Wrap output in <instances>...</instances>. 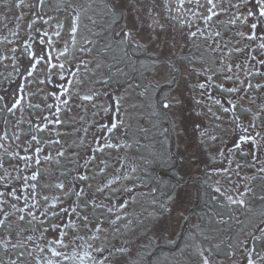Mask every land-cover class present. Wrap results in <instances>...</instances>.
<instances>
[{"label": "snow or ice", "instance_id": "snow-or-ice-1", "mask_svg": "<svg viewBox=\"0 0 264 264\" xmlns=\"http://www.w3.org/2000/svg\"><path fill=\"white\" fill-rule=\"evenodd\" d=\"M44 4L45 0H36L30 7L35 11ZM3 6L9 7L8 0H4ZM14 6L23 8L24 0H15ZM109 8L114 17L113 24L126 21V14H132L131 22H126L118 32L113 29V42L117 48L123 46L121 50L125 55L127 49L132 47L143 48L145 52L151 50L148 59L152 60L156 75H163L171 84L176 85L174 89L176 95L171 98L165 96L158 101V106L178 115L177 138L181 144H185L183 151L178 145V154L183 156L184 151L193 146L192 141H198L195 147L206 152L210 147L209 141L215 143L221 139L216 134L219 124L210 130V126L205 125L203 120L194 121L189 132L184 120L182 115L184 90L189 87L192 77L195 76L198 78L195 87L201 90V99L196 97L190 99L196 105H203L202 98L206 95L212 105L217 107L218 112L231 114L229 126L235 139L232 149L229 150L230 154L226 157L229 167L216 168L215 174L223 176L230 182L233 174L239 176L246 167L264 173V161L261 160V156H264V135L261 134L264 131V98H261V93H264V0H150L143 5L140 0H109ZM156 8H159L161 13H166L163 16L164 23L154 18L153 23L148 25L151 30L145 35V28L143 25H137L136 20L141 11L151 16ZM73 13L74 15L69 18L68 34L74 45L79 31V15L76 14L75 8ZM117 17L119 19H115ZM165 24L174 32L170 39L166 37L161 41ZM57 26L63 27L59 21ZM157 27L160 29L159 32L156 31ZM29 28H32L31 24ZM54 35L59 37L60 32L57 31ZM37 36L38 44L24 43L23 52L29 64L25 72L19 75L27 80L34 76L39 65L46 64L50 69L48 78L36 77L38 87L51 83V70L57 68L59 71L56 75H59L64 83L59 86V92L51 93L53 102L45 103L44 109L41 110L42 112L48 110L51 119L43 114L40 115L39 123L29 118L27 132L22 128L25 123L24 85L17 83L14 89L0 90V252H2L0 264H25L26 258L32 264L69 262L75 264L77 261L78 264H121V258L128 254V250L123 246L113 245L112 248H108L95 243L104 231L103 213L106 211L109 218L114 215L115 218L110 220L113 225L121 220V215L114 212L111 200L105 206L86 195L80 184L89 177L78 171L74 181L66 184L60 177H66L68 173L61 172L51 185L42 183L45 179L42 172L44 165H60L65 151L63 147H58L53 156L42 145H60L61 140L50 136L45 141L41 139L40 134L46 131L51 133L53 126L64 123L60 113L69 105L72 81L62 74L66 70L63 63H53L54 57L51 54L53 42L49 34L38 31ZM92 43L85 40L88 47H81L79 51L90 54ZM106 47L111 49L112 45ZM192 47L197 50L203 47V52L197 56L191 51ZM177 49L181 51L179 56L175 54ZM185 49L188 51L185 52ZM11 51L15 53L16 49L13 48ZM67 52L68 48L65 46L60 54L65 55ZM209 55L211 64L207 58ZM12 59L15 60V56ZM13 69L19 71L15 64ZM78 71L79 68L69 72V75L75 76ZM221 76L223 81L228 82L227 84L215 82ZM199 78H203V82ZM182 82L184 88L180 86ZM129 87L139 85L129 82ZM210 87L227 93L228 98L214 96L209 91ZM144 91L147 92L148 88L145 87ZM82 99L93 101L94 96L84 95ZM244 101H247V106L244 105ZM28 107L40 109L41 105L29 100ZM119 108V99H116L112 110L118 113ZM207 113L211 114L215 121L222 120V116L214 113L212 107H207ZM29 115L31 117V114ZM196 115L202 114L198 112ZM9 116L16 119L10 122ZM121 126L122 121L118 123L109 118V124L102 126L101 140L97 141L94 137L97 147L95 149L89 147L90 160L86 163L97 159L95 152H103L106 148L118 150L127 146L121 145L119 140L110 142ZM105 133L108 134L106 139ZM56 136H60L58 131ZM245 145L247 151L242 147ZM236 154L244 157L245 162L242 164L237 160L233 169L231 156ZM216 156H225V153L217 148ZM216 156L212 159L215 160ZM99 172L103 173L104 168H100ZM48 187L56 190L51 196L44 191ZM234 189L235 195H226L228 190L222 191L220 186L214 191L220 197L226 198L230 205L251 210L254 204L249 196L253 189L245 185L243 190H240L239 183L234 185ZM97 190L104 191L99 187ZM187 198L189 193L184 189H177L168 194L169 204L167 206L161 204L160 217L150 222L153 234L159 232L163 236L169 231L171 226L166 222L165 216H170L171 212ZM259 200L264 202V196L259 197ZM219 223L224 224L226 221L221 219ZM205 239L208 240V247L205 248L203 243L196 245L191 256V264H224V261H231V264H264V254L256 247L257 244L264 246V226H257L255 231L247 234L245 239L238 241L237 244L229 243L228 250L222 253L220 245L213 244L208 237ZM237 251L241 254L239 258Z\"/></svg>", "mask_w": 264, "mask_h": 264}, {"label": "flooded vegetation", "instance_id": "flooded-vegetation-1", "mask_svg": "<svg viewBox=\"0 0 264 264\" xmlns=\"http://www.w3.org/2000/svg\"><path fill=\"white\" fill-rule=\"evenodd\" d=\"M140 2L143 5L149 3L150 0H140ZM14 3L15 0H8L9 7H4V0H0V90L14 89L17 83L24 85L26 98L23 119L25 123L22 128L25 132L29 130L27 124L29 118L36 120L37 123H39L41 114L48 115L51 119V113L48 110L45 109L43 112L41 110L44 109L45 103L53 102L51 93L59 92V86L64 83L60 76L56 75L59 69L51 70V83L39 85V87L36 77L39 79L48 78L50 69L46 64L39 65L34 76L27 80L19 75V73L25 72V68L29 64L23 52L24 43L36 45L38 44L37 32H47L53 42L51 48V54L54 57L53 63L65 65L66 70L62 74L72 81V85L69 105L60 113V118L64 123L53 126L51 133L46 131L40 134L41 139L45 141L50 136L61 140L60 145H42L53 156L58 147H63L65 151L60 165H44L42 172L45 179L42 183L51 185L59 173L65 172L68 175L61 176L60 179L66 184H70L79 171L89 177L87 181L80 184L86 195L95 198L97 203L105 206L111 200L114 212L121 215V220L116 221L114 225L111 224L110 220L115 217L113 215L109 218L105 211L103 213L105 223L102 225L104 231L95 243L108 248H112L113 245L123 246L128 250V254L121 258V264H179L177 249L184 235L181 232L186 230L187 235L197 236L194 231L195 226L191 223L197 219L196 208L199 204L203 205L204 203L194 199V196L193 204L189 206L177 230L172 235L166 232L161 236L159 232L153 234L150 230V222L160 217L161 204L166 206L169 204L168 196L159 199L153 194L158 185L157 180L152 177L154 170L148 167L152 161V151H154L151 139H157L155 143L159 142L167 146L169 166L165 167V175L171 177L175 183L169 193L174 192L183 184H191L194 191V179L198 178L199 174L206 182L202 186L207 188L210 177L218 176L219 184L212 187L215 189L220 186L222 191L227 189L226 195H235L234 185L237 183H239L240 190H243L245 185L253 189L249 196L254 204L251 210L230 205L226 198L217 200L220 205L218 220L223 219L229 225H237V227H235L236 225L230 226L229 231L225 233L226 236L213 237V239H217L216 243L220 245L221 253L228 250L222 240L229 239L232 240V244H237L238 241L245 239L247 234L255 231L257 226H264V202L259 200V197L264 196V173L257 172L255 168L246 167L239 176L233 174L229 182L214 172V169L221 166L229 167L226 157L230 154L229 150L232 149L235 139L229 126L231 114L218 112L217 107L212 105L206 95L202 98L203 105H196L190 99V97L201 99V90L195 87L198 79L195 76L192 77L189 87L184 90L185 102L182 106L184 120L189 132H191L194 121L203 120L205 125L210 126V121L214 119L211 114L207 113V107H212L214 113L222 116V120L218 121L222 122L221 130L216 132L221 139L215 143L212 142V146L209 141L210 147L206 152L195 147L198 141H192L193 146L184 151L183 156L178 154V145L181 151L185 148V144H181L177 138L178 115L158 106V101L165 96L171 98L176 95L174 91L176 85L171 84V81L166 80L163 75H156V70L152 67V60L148 59L151 50L145 52L143 48L132 47L127 49L125 55L121 50L123 46L117 48L113 42V29L118 32L126 22H131L132 14H126V21L113 24L114 17L110 12L109 0H45L44 6L36 8L35 11L30 6L34 5L36 0H24L23 8H16ZM74 8L76 14L79 15V31L76 43L73 45L68 33L69 18L74 15ZM164 15L166 13H161L159 8H156L151 16L147 12L141 11L136 23L143 25L145 35H147V32L151 30L148 25L153 23V19L164 23ZM57 21L63 25L62 28L57 26ZM30 24L32 28H29ZM57 31L60 32L59 37L54 35ZM156 31L159 32L160 29L157 27ZM173 32L174 30L165 24V31L161 33V41L166 37L170 39ZM30 37L31 39H29ZM85 40L93 42L90 54L79 51L81 47H88ZM108 45H112L111 49L106 47ZM65 46H67L68 52L61 55ZM13 48L16 49L15 53L11 51ZM187 51L185 49V52ZM191 51L199 56L203 52V47L199 50L192 47ZM175 54L179 56L181 51L177 49ZM13 56H15V60L12 59ZM207 58L211 64L210 55ZM14 64L19 70L18 72L13 69ZM77 68L79 71L75 76L69 75V72L76 71ZM199 79L203 82V78ZM104 81H108V83H104ZM129 82L139 85V87H129ZM215 82L228 83L223 81L222 76L218 77ZM65 86L67 87V85ZM180 86L184 88L183 82ZM145 87L148 88L147 92L144 91ZM209 91L214 96L228 98L227 93H221L218 89L210 87ZM84 95H93L94 100L84 101L82 99ZM261 98H264V93H261ZM116 99H119L120 104L118 113L112 110ZM29 100L34 104H40L41 108H29ZM243 103L247 106V101ZM61 107L64 108L63 105ZM103 108L109 110L103 111ZM198 112L202 115L197 116ZM117 115H119V121H117ZM110 117L114 122L122 121L119 132L112 136L110 142L119 140L121 145L127 146L118 150L106 148L103 152H95L97 159L86 163L90 160L89 147L92 149L97 147L94 137L97 141L101 140L102 126L109 124ZM15 119L16 117H8L10 122ZM57 131L60 136H56ZM261 134L264 135V131ZM107 135V133L104 134L105 139ZM211 147L214 156H216L217 148L225 153V156H216L217 165H212V167L210 164H205V160L209 159ZM242 147L247 151L246 145ZM231 158L233 169H235L237 160L242 164L245 162V158L239 154L232 155ZM261 160L264 161V156H261ZM185 164L188 169L183 175L181 168ZM100 168H104L103 173L99 172ZM157 174L160 175V172ZM242 177H247V179H242ZM98 187L103 188L104 191L99 192ZM44 191L51 196L56 190L48 187ZM41 202L43 203V201ZM146 203L151 204L153 208L151 213L145 212ZM172 215L173 212L167 216L168 220L172 218ZM146 218L147 220H145ZM174 220L175 218L172 221ZM200 236L202 241L192 244L193 248L186 252V259L185 256L181 257L183 260L185 259L182 264H191V256L196 245L203 243L205 248L208 247L205 239V237L209 239L207 231L206 234L202 233ZM191 243H193L192 238ZM256 247L261 254H264V246L257 244ZM240 255V252L237 251L238 258ZM25 264H32V262L26 258ZM69 264H73V262H69ZM75 264H78V261ZM224 264H231V261H224Z\"/></svg>", "mask_w": 264, "mask_h": 264}, {"label": "trees", "instance_id": "trees-1", "mask_svg": "<svg viewBox=\"0 0 264 264\" xmlns=\"http://www.w3.org/2000/svg\"><path fill=\"white\" fill-rule=\"evenodd\" d=\"M156 141L157 139H151L154 151H152V161H150L148 167L154 170L152 171V177L157 180L158 185L156 192H153V194L156 196V198L160 197L159 199H164L166 196H168L169 190L175 183L171 177L165 175V167L169 166L167 146L159 142L155 143ZM157 172H160V175H158ZM205 184L206 182L203 181L200 174L198 175V178L194 179V198L201 200V202L203 201L204 204L198 205L195 213L197 219L191 223L195 226L194 231L197 233V236L191 237L187 235L186 230L181 232L184 233V235L181 238L177 249V256L179 258L178 261H180L178 262L179 264L184 263L183 261L186 259L187 250L193 248L192 244H197V242L202 241L200 234H206L207 231L209 240H211L213 244L218 245L216 243L217 239H213V237L217 235H222V237L226 236L225 233L229 231L230 226L234 227L236 225H229L228 222L224 224L219 223L217 215L219 213L220 205L217 203V200H220L222 197L215 193V189L212 187L213 185L217 184V181L211 176L209 180V187L207 188L202 186ZM235 227H237V225ZM191 238L193 239V243H191ZM222 241H224L226 249L228 244L232 242V240L229 239ZM183 256H185L184 260L181 258Z\"/></svg>", "mask_w": 264, "mask_h": 264}, {"label": "rangeland", "instance_id": "rangeland-1", "mask_svg": "<svg viewBox=\"0 0 264 264\" xmlns=\"http://www.w3.org/2000/svg\"><path fill=\"white\" fill-rule=\"evenodd\" d=\"M216 124H219L220 127L218 129H216V132L221 130V126H222V122H218V121H210V129L211 127H214ZM217 134V133H216ZM219 135V134H217ZM212 142H210V145L212 146ZM213 148L211 147L210 149V153H209V159L205 160V164H212L214 166L217 165V160H213L212 157L214 156L212 154V150ZM200 163H202L200 161ZM188 166L185 164L182 168H181V173L184 175L187 172ZM178 189H184L185 191H187L189 193V198L183 200V202L179 205V207L175 208L172 212V218L168 220L167 215L165 216V220L166 222L171 226L169 228V231L167 233H169L170 235H172L178 228L179 223L181 222L182 217L185 215L186 211L188 210L189 206L193 204V187L191 184H183L180 185V187H178ZM153 208L151 207V204L146 203L145 205V212H150L152 211ZM151 213V212H150ZM177 215V216H176ZM175 218L174 221H172ZM147 220V218L145 219Z\"/></svg>", "mask_w": 264, "mask_h": 264}, {"label": "bare ground", "instance_id": "bare-ground-1", "mask_svg": "<svg viewBox=\"0 0 264 264\" xmlns=\"http://www.w3.org/2000/svg\"><path fill=\"white\" fill-rule=\"evenodd\" d=\"M159 196H161V195H159ZM160 198V197H159Z\"/></svg>", "mask_w": 264, "mask_h": 264}]
</instances>
